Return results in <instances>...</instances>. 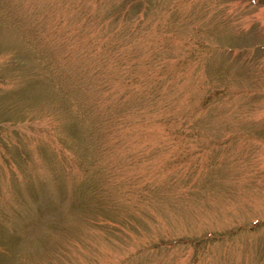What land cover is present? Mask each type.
<instances>
[{
	"label": "rangeland",
	"instance_id": "rangeland-1",
	"mask_svg": "<svg viewBox=\"0 0 264 264\" xmlns=\"http://www.w3.org/2000/svg\"><path fill=\"white\" fill-rule=\"evenodd\" d=\"M0 264H264V0H0Z\"/></svg>",
	"mask_w": 264,
	"mask_h": 264
},
{
	"label": "trees",
	"instance_id": "trees-1",
	"mask_svg": "<svg viewBox=\"0 0 264 264\" xmlns=\"http://www.w3.org/2000/svg\"><path fill=\"white\" fill-rule=\"evenodd\" d=\"M104 80L105 79L101 80V83H103L104 86H98L96 88V90H97L96 93L98 95L100 102L102 103L103 106H105V108L100 109L97 107L96 110H93V113H97V112H99V110H101L102 112H104V111L111 112L112 111L113 113L108 118L110 121V124L113 127L120 128L119 131H124L126 128L127 118H126V113L123 110L125 108V107H123L125 100L123 98L122 90L120 87L119 88H112L111 85L108 84ZM113 89H115L116 92H114ZM124 89H126V88L124 87ZM85 112L87 113V116L89 118H91L92 112L88 111L87 109ZM115 116L117 117V119H119L120 126H117L115 124V122H117V120H114ZM98 117H99V115H98Z\"/></svg>",
	"mask_w": 264,
	"mask_h": 264
}]
</instances>
